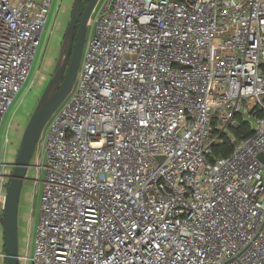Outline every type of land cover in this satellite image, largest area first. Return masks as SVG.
<instances>
[{"label": "built area", "instance_id": "obj_1", "mask_svg": "<svg viewBox=\"0 0 264 264\" xmlns=\"http://www.w3.org/2000/svg\"><path fill=\"white\" fill-rule=\"evenodd\" d=\"M54 4L0 0V141ZM37 148L25 264H264V0H107Z\"/></svg>", "mask_w": 264, "mask_h": 264}, {"label": "rangeland", "instance_id": "obj_2", "mask_svg": "<svg viewBox=\"0 0 264 264\" xmlns=\"http://www.w3.org/2000/svg\"><path fill=\"white\" fill-rule=\"evenodd\" d=\"M76 0H55L49 22L41 38V47L37 53L31 75L26 86L16 97L9 113L5 117L0 148L6 147L3 168L0 167V174H4V197L13 174L16 158L19 154L23 133L32 117V114L46 90L58 68L60 47L65 39V29L71 20L73 7ZM107 0H100L95 12L88 23V36L85 45L82 63L78 72L77 82H79L85 54L87 53L88 41L91 39L95 27L96 19ZM86 2L83 4V8ZM40 159L39 148H37L27 178L23 183L19 210H18V237L20 257L29 256L37 236L41 216L42 190L45 181V173L36 168ZM0 201V264H5V240L3 228V200ZM20 264H25L20 259Z\"/></svg>", "mask_w": 264, "mask_h": 264}, {"label": "water", "instance_id": "obj_3", "mask_svg": "<svg viewBox=\"0 0 264 264\" xmlns=\"http://www.w3.org/2000/svg\"><path fill=\"white\" fill-rule=\"evenodd\" d=\"M100 0H76L59 57L58 68L40 98L23 133L19 154L3 202L5 264H20L18 210L23 183L27 178L42 132L74 89L88 36V23ZM78 28V29H77Z\"/></svg>", "mask_w": 264, "mask_h": 264}, {"label": "trees", "instance_id": "obj_4", "mask_svg": "<svg viewBox=\"0 0 264 264\" xmlns=\"http://www.w3.org/2000/svg\"><path fill=\"white\" fill-rule=\"evenodd\" d=\"M238 135L244 133L247 136H251L253 134L252 130L250 129L249 125L241 123V126L239 129H237ZM231 144H228L226 147L227 152L229 153L231 151Z\"/></svg>", "mask_w": 264, "mask_h": 264}, {"label": "flooded vegetation", "instance_id": "obj_5", "mask_svg": "<svg viewBox=\"0 0 264 264\" xmlns=\"http://www.w3.org/2000/svg\"><path fill=\"white\" fill-rule=\"evenodd\" d=\"M86 2V4H85V6H84V9H85V7L87 6V4H88V2H89V0H83V3H82V6H83V4ZM83 7H81V13H83V11H84V9H82ZM71 18H72V15H71ZM70 23V22H69ZM69 25V24H68ZM68 25L66 26V28L65 29H67L68 28ZM78 29V28H77ZM66 32H67V30H65V35H66ZM61 48H62V46L60 47V49L59 50H61Z\"/></svg>", "mask_w": 264, "mask_h": 264}]
</instances>
